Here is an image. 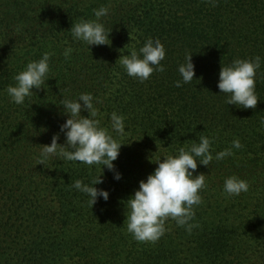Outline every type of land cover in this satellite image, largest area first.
I'll return each instance as SVG.
<instances>
[{
  "label": "trees",
  "instance_id": "trees-1",
  "mask_svg": "<svg viewBox=\"0 0 264 264\" xmlns=\"http://www.w3.org/2000/svg\"><path fill=\"white\" fill-rule=\"evenodd\" d=\"M101 7L109 10L100 22L111 43L88 48L70 29L95 20ZM149 38L165 47V71L141 83L119 59ZM45 52L52 54L45 87L32 89L23 105L12 103L6 88ZM187 54L195 77L178 88ZM256 56V108L228 105L217 88L221 67ZM81 93L102 101L95 105L102 127L110 130L113 111L125 118L128 135L116 137L124 145L113 162L119 181L101 165L59 157L40 164L42 146L68 118L60 100ZM200 136L213 141V156L236 138L243 148L198 165L197 174L207 175L191 221L199 227L189 234L169 219L157 242L136 241L125 202L158 166L156 158ZM58 143L65 144L63 133ZM101 175L95 187L109 192L107 202L92 206L71 187ZM233 175L248 181L247 193L223 192ZM0 264H264V0H0Z\"/></svg>",
  "mask_w": 264,
  "mask_h": 264
},
{
  "label": "clouds",
  "instance_id": "clouds-1",
  "mask_svg": "<svg viewBox=\"0 0 264 264\" xmlns=\"http://www.w3.org/2000/svg\"><path fill=\"white\" fill-rule=\"evenodd\" d=\"M215 6V0H205ZM108 8L94 9L95 20H81L72 25L70 32L75 41L90 46L110 45L111 30L100 22L108 15ZM72 48L63 52L67 59L72 54ZM50 53L45 52L37 61L29 62L24 70L15 77V84L6 88L11 102L23 105L28 97L33 95L32 89L45 87L50 68ZM191 54H187L185 62L178 66L180 80L174 82L175 87L190 83L195 77V65L191 62ZM166 58V50L159 39L149 38L137 52L133 49L128 55L121 57L120 63L129 77L141 83L150 79L154 72L165 71L161 62ZM261 68V57L250 60L234 59L230 65L221 67L217 88L226 95L228 105H236L242 109H255L259 98L256 94V77ZM102 103L91 93H81L77 99L60 100L64 115L68 118L60 126V133L65 137V144L58 143L60 133L53 135L51 144L42 146L40 160L59 157L65 161H74L89 167L101 165L113 172V178L122 179L113 163L120 155L121 143L116 137L128 135L125 118L113 111L110 115V130L101 126L97 119L99 109L96 104ZM87 112L85 117L81 113ZM115 134V136L113 135ZM213 141L206 136H200L199 142H191L190 147H180L175 155L156 158L158 165L146 180L139 182L138 190L125 202L127 231L138 242H157L167 231L165 223L174 220L189 234L198 224L191 223L195 219V208L203 203L200 193L207 187L204 173L197 174L198 165L209 166L215 159L221 161L234 156L233 149L243 148L238 138L234 139L231 147L217 152L213 156ZM153 157L150 162H152ZM153 163V162H152ZM103 174V173H102ZM102 175L92 180L91 184L76 180L71 187L88 197L93 206L100 199L107 202L109 192L95 187L102 184ZM248 181L238 176L225 178L223 192L229 197L247 193Z\"/></svg>",
  "mask_w": 264,
  "mask_h": 264
}]
</instances>
